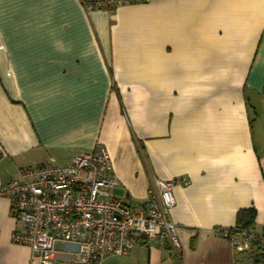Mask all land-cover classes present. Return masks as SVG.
Segmentation results:
<instances>
[{
	"label": "crops",
	"instance_id": "0c3cea01",
	"mask_svg": "<svg viewBox=\"0 0 264 264\" xmlns=\"http://www.w3.org/2000/svg\"><path fill=\"white\" fill-rule=\"evenodd\" d=\"M83 1L0 0V185L100 142L138 210L156 180L188 182L179 253L152 240L101 264H254L213 229L254 208L264 231V0ZM16 226L0 197V264H29ZM64 248L53 264H78Z\"/></svg>",
	"mask_w": 264,
	"mask_h": 264
},
{
	"label": "built area",
	"instance_id": "2783aa9c",
	"mask_svg": "<svg viewBox=\"0 0 264 264\" xmlns=\"http://www.w3.org/2000/svg\"><path fill=\"white\" fill-rule=\"evenodd\" d=\"M150 0H84L86 10L106 9ZM264 95V90H263ZM184 179H158L147 191L138 210L114 190L120 180L109 152L100 142L92 150L77 154L70 165L49 159L21 167L0 197L10 201L16 221L13 242L28 246L29 264H53L58 245L78 264H101L113 256H128L139 242H169L182 249L178 226L172 219L176 206L175 188ZM238 251L256 249L264 253V231L252 227H214Z\"/></svg>",
	"mask_w": 264,
	"mask_h": 264
},
{
	"label": "trees",
	"instance_id": "16d2710c",
	"mask_svg": "<svg viewBox=\"0 0 264 264\" xmlns=\"http://www.w3.org/2000/svg\"><path fill=\"white\" fill-rule=\"evenodd\" d=\"M256 215L257 212L254 208L240 210L237 213L235 227L239 229L252 227L255 222ZM262 262L264 263V254H261V257L257 258L254 264H261Z\"/></svg>",
	"mask_w": 264,
	"mask_h": 264
},
{
	"label": "rangeland",
	"instance_id": "374dc122",
	"mask_svg": "<svg viewBox=\"0 0 264 264\" xmlns=\"http://www.w3.org/2000/svg\"><path fill=\"white\" fill-rule=\"evenodd\" d=\"M248 263L250 264V263H252V261H248Z\"/></svg>",
	"mask_w": 264,
	"mask_h": 264
}]
</instances>
